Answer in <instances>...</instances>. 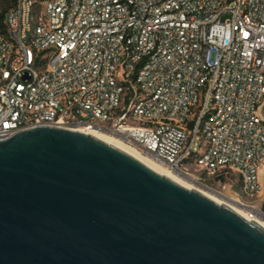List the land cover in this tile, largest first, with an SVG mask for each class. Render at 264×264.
<instances>
[{"label": "built area", "instance_id": "2783aa9c", "mask_svg": "<svg viewBox=\"0 0 264 264\" xmlns=\"http://www.w3.org/2000/svg\"><path fill=\"white\" fill-rule=\"evenodd\" d=\"M36 125L105 131L256 197L264 0H16L0 27V140ZM261 196L237 205L264 216Z\"/></svg>", "mask_w": 264, "mask_h": 264}, {"label": "water", "instance_id": "95a60500", "mask_svg": "<svg viewBox=\"0 0 264 264\" xmlns=\"http://www.w3.org/2000/svg\"><path fill=\"white\" fill-rule=\"evenodd\" d=\"M0 264H264V227L96 136L0 140Z\"/></svg>", "mask_w": 264, "mask_h": 264}, {"label": "bare ground", "instance_id": "6f19581e", "mask_svg": "<svg viewBox=\"0 0 264 264\" xmlns=\"http://www.w3.org/2000/svg\"><path fill=\"white\" fill-rule=\"evenodd\" d=\"M77 130L84 132V133H87V134H91L93 136H96L99 139L124 150L125 152H127L128 154L137 158L139 161L144 163L146 166L150 167L151 169L155 170L156 172L160 173L161 175H164V176L171 178L172 180H174L175 182L179 183L180 185H182L186 188L199 190L200 192L205 194L207 197H209L213 201H215L219 204L228 205L229 207H231L233 210H235L238 214H240L244 218H246L250 221L255 220L257 223H259L261 226L264 227V216L258 215V217L254 218V219L250 218L248 216V214L245 212V210L241 209L240 207L238 208V206L236 207L232 203V202H236L237 204H242V203H239V201L237 199H235L234 196H227L226 199L230 202H228V201L224 202V201H221V200L215 198L210 193H208V192H206V191H204V190H202L196 186H192V185L187 184L182 178H180L178 176L179 174L174 173L171 170H169L164 164H162V162L155 160L151 156H147L145 154H142L138 149L124 143L120 138H118L117 136H115L111 133L96 130V129H91V128H84V127L77 128Z\"/></svg>", "mask_w": 264, "mask_h": 264}, {"label": "rangeland", "instance_id": "374dc122", "mask_svg": "<svg viewBox=\"0 0 264 264\" xmlns=\"http://www.w3.org/2000/svg\"><path fill=\"white\" fill-rule=\"evenodd\" d=\"M39 1L41 0H38V2ZM38 4L42 6L41 3H38ZM196 145L198 146L200 153H203L204 147H203L202 142L198 141ZM192 171L197 172L196 168L192 169ZM178 176L182 178L187 184L196 186L210 193L215 198L221 201L227 202L228 201L226 199L227 196H234L235 199H237L239 202L245 203L248 206H253V205L257 207L262 206V196L261 195L263 194L264 190L254 198L238 195L236 193L238 192V186L236 185V181H235L236 176L234 174H232V176L231 175L227 176V178L225 177L219 178L218 176H208L205 173H202L201 171H199V173L196 174V176L199 177L198 180L202 182L203 184H197L196 181L188 179L185 176H181V175H178ZM234 205L236 207L238 206V208L240 207L239 205H237V203ZM240 208L243 209L242 207Z\"/></svg>", "mask_w": 264, "mask_h": 264}, {"label": "trees", "instance_id": "16d2710c", "mask_svg": "<svg viewBox=\"0 0 264 264\" xmlns=\"http://www.w3.org/2000/svg\"><path fill=\"white\" fill-rule=\"evenodd\" d=\"M15 4L16 0H0V27H4V19Z\"/></svg>", "mask_w": 264, "mask_h": 264}]
</instances>
